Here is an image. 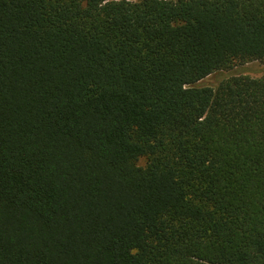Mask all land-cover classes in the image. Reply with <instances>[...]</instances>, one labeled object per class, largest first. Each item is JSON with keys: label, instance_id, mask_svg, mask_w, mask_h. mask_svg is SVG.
<instances>
[{"label": "trees", "instance_id": "1", "mask_svg": "<svg viewBox=\"0 0 264 264\" xmlns=\"http://www.w3.org/2000/svg\"><path fill=\"white\" fill-rule=\"evenodd\" d=\"M256 61L264 0H0V264H264Z\"/></svg>", "mask_w": 264, "mask_h": 264}, {"label": "rangeland", "instance_id": "2", "mask_svg": "<svg viewBox=\"0 0 264 264\" xmlns=\"http://www.w3.org/2000/svg\"><path fill=\"white\" fill-rule=\"evenodd\" d=\"M132 1H136V0H132ZM232 73H236V74L242 73V74L249 75L252 77H259V76H262L264 74V65L258 61L251 62V63H248L246 65L235 68L231 72V74ZM217 80H218L217 76H215V77L210 76L203 83L215 84V81H217ZM146 162H147L146 158H141L138 161V164L141 166H145Z\"/></svg>", "mask_w": 264, "mask_h": 264}]
</instances>
